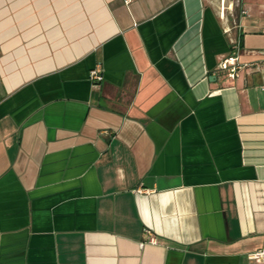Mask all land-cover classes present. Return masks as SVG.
<instances>
[{
  "label": "crops",
  "instance_id": "crops-1",
  "mask_svg": "<svg viewBox=\"0 0 264 264\" xmlns=\"http://www.w3.org/2000/svg\"><path fill=\"white\" fill-rule=\"evenodd\" d=\"M259 249L264 0H0V264Z\"/></svg>",
  "mask_w": 264,
  "mask_h": 264
},
{
  "label": "built area",
  "instance_id": "built-area-1",
  "mask_svg": "<svg viewBox=\"0 0 264 264\" xmlns=\"http://www.w3.org/2000/svg\"><path fill=\"white\" fill-rule=\"evenodd\" d=\"M218 66L221 70H225L229 76L235 77L238 75V70L243 65L238 62L236 54H233L223 59ZM91 76L95 79H102V75L100 74L98 68L91 71ZM248 257L257 262H262L264 261V249L252 251L248 253Z\"/></svg>",
  "mask_w": 264,
  "mask_h": 264
}]
</instances>
